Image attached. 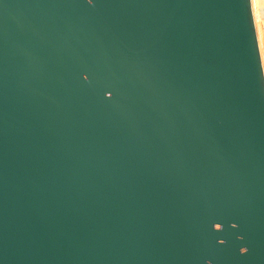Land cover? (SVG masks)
I'll use <instances>...</instances> for the list:
<instances>
[{
  "label": "water",
  "instance_id": "1",
  "mask_svg": "<svg viewBox=\"0 0 264 264\" xmlns=\"http://www.w3.org/2000/svg\"><path fill=\"white\" fill-rule=\"evenodd\" d=\"M0 264H264V0H0Z\"/></svg>",
  "mask_w": 264,
  "mask_h": 264
}]
</instances>
